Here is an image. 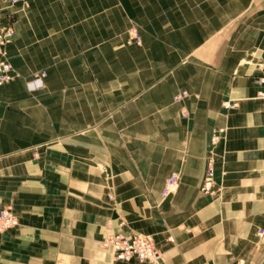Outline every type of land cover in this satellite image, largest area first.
I'll return each mask as SVG.
<instances>
[{
  "label": "crops",
  "instance_id": "obj_1",
  "mask_svg": "<svg viewBox=\"0 0 264 264\" xmlns=\"http://www.w3.org/2000/svg\"><path fill=\"white\" fill-rule=\"evenodd\" d=\"M6 31L0 264H140L100 245L121 221L159 264L264 263V0H0Z\"/></svg>",
  "mask_w": 264,
  "mask_h": 264
},
{
  "label": "built area",
  "instance_id": "obj_2",
  "mask_svg": "<svg viewBox=\"0 0 264 264\" xmlns=\"http://www.w3.org/2000/svg\"><path fill=\"white\" fill-rule=\"evenodd\" d=\"M9 5L25 3L28 0H1ZM11 31H6L0 35V85L7 83L11 76V67L3 58V47L10 40ZM131 40L138 43L136 36L131 35ZM258 87L257 97L264 98V74L258 76L255 80ZM42 88V82L39 75H35L28 84V90L33 92ZM178 97H175L177 100ZM227 108H233L234 105H225ZM218 140L217 135H213L210 139V145L214 146ZM215 161L213 156H209L205 160V169L203 180L199 191L203 195L212 196L215 193L214 173ZM176 189L175 176L168 177L161 191V197L164 199L171 195ZM18 225L17 218L10 209L0 210V236L8 231L16 228ZM109 234L100 243L103 249L109 250L113 258L118 261H130L135 259L140 264H159L161 255L155 248L154 242L150 236H144L129 232L125 229L123 221L119 222L115 227L107 226ZM262 236V233H258Z\"/></svg>",
  "mask_w": 264,
  "mask_h": 264
},
{
  "label": "rangeland",
  "instance_id": "obj_3",
  "mask_svg": "<svg viewBox=\"0 0 264 264\" xmlns=\"http://www.w3.org/2000/svg\"><path fill=\"white\" fill-rule=\"evenodd\" d=\"M108 253H110V252H108ZM111 254V253H110Z\"/></svg>",
  "mask_w": 264,
  "mask_h": 264
},
{
  "label": "water",
  "instance_id": "obj_4",
  "mask_svg": "<svg viewBox=\"0 0 264 264\" xmlns=\"http://www.w3.org/2000/svg\"><path fill=\"white\" fill-rule=\"evenodd\" d=\"M264 264V263H263Z\"/></svg>",
  "mask_w": 264,
  "mask_h": 264
}]
</instances>
